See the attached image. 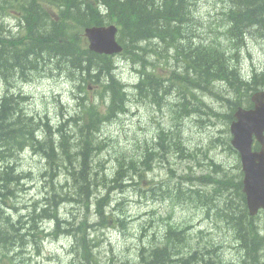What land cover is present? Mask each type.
Returning <instances> with one entry per match:
<instances>
[{
    "label": "trees",
    "instance_id": "obj_1",
    "mask_svg": "<svg viewBox=\"0 0 264 264\" xmlns=\"http://www.w3.org/2000/svg\"><path fill=\"white\" fill-rule=\"evenodd\" d=\"M199 1L0 0V77L6 82L15 77L29 81L36 75L61 74L79 81L78 88L82 91L83 86L85 94L89 86L94 89L98 87L95 91L101 101L97 103L87 94L80 99L76 113L54 127L49 124L46 115L36 117L27 114L21 108L19 98L9 95L2 98L0 162L4 166L0 164V194L6 197L13 194L14 184L20 180V176L10 163L17 151L28 147L46 160L47 171L44 175L51 178L52 197L49 202L53 206L46 204L42 207L47 211L43 224L53 215L58 217L56 212L66 207L67 201L83 204L87 210L91 203L95 204L102 223L107 224L104 212L111 201L110 195L114 197L115 190L124 192L131 184L128 180L133 181V185L143 184L146 172L153 169L152 163L160 154L164 156L166 151H171L174 155L180 154L194 160L196 150L194 154L184 150L180 128H176L179 121L197 111L195 108L182 111L176 109L175 105L169 106V99L174 97L172 92H178L180 88L185 99L190 93L194 104L205 106L195 95L202 85L211 92L217 85L228 87L226 92L229 94L231 87L235 92L241 90V86L248 85L246 82L249 79L233 66L231 48L247 45L245 40L252 34L257 35L256 40L264 42V0H214L216 14L225 22L230 21L223 26L226 34L223 41L230 45H225L217 37L205 40L206 44L197 43L189 35L186 39L185 30L191 35L194 21L196 24L200 22L196 10ZM11 14L19 20V33H4L6 27L2 18ZM111 23L119 27L118 40L124 47L120 56L131 62L141 76L138 83L133 85L140 92L139 98L150 104H158L160 109L169 106L173 120L169 140L165 141L164 134L157 146H146L141 159L136 153L127 155V151L122 149L120 156L112 160L113 169L107 167L99 157L109 150V144H113L110 139L107 141L103 138V128L128 111V103L133 95L128 92L123 79L118 77L114 57L91 52L83 33L84 28ZM212 30L210 28L209 33ZM153 42L170 47V54L158 50L150 55V60L146 53L154 52ZM158 55L170 56V60L176 62L170 68L169 65L163 66V71L168 68V77L157 73L154 67H162L155 61ZM139 63L147 67L150 63V67L142 72ZM263 79L264 74L254 76V86L257 87L258 81ZM62 172L66 173V184L57 190L54 176ZM137 179L138 182L135 181ZM215 181L211 175L204 177L190 171L178 175L173 182L158 185L148 182L152 196L159 193L174 203L186 202L192 208L206 209L213 206L214 197L218 195ZM221 189L226 190L224 185ZM226 209L221 214L225 216L235 241L244 253L241 260L229 264H264V237L256 234L253 237L251 231L244 227L245 219H240L238 209L233 211L229 206ZM112 220L123 224L121 219ZM87 227L84 220L75 229L82 234L77 245L80 246L78 252L87 264H94L98 260L91 251V241L86 238ZM187 236L185 229L169 224L167 232L160 236L157 247L142 249L141 264H228L217 255H210L209 261L204 263L199 249L194 254H181L182 248L187 246ZM203 250L208 251L209 248L206 246Z\"/></svg>",
    "mask_w": 264,
    "mask_h": 264
},
{
    "label": "rangeland",
    "instance_id": "obj_2",
    "mask_svg": "<svg viewBox=\"0 0 264 264\" xmlns=\"http://www.w3.org/2000/svg\"><path fill=\"white\" fill-rule=\"evenodd\" d=\"M197 17H200L199 24H196L192 27L191 30V38H193L197 43H205L206 41L201 34V31L206 29L207 27L213 28L216 32L219 29H223V26L227 24L221 16L216 14V8L214 5V0H201L199 7L196 8ZM209 36H214L213 34ZM257 35H250L247 39V47L239 54L236 52L233 57V62L238 64L239 67H243L244 74H249L254 66L260 69H264V42L256 40ZM236 46H233L231 49L234 51ZM152 49L154 52L146 53L148 58L151 60L150 55L155 54V51L162 50L170 54V47L167 45L160 46L159 42H153ZM233 53V52H232ZM231 53V55H232ZM140 58V57H138ZM156 63H160L161 66H165L168 64H173L170 62V56H155ZM115 61L118 66V75L123 81L127 84L129 92H134L132 89V84L137 83L139 75L138 71H136L131 62L125 60L121 56H115ZM142 63H139V66ZM147 66H142L141 71L144 72L150 67V63ZM176 65V64H173ZM137 69V68H136ZM164 76H169L168 73H162ZM141 79V76H140ZM74 83H68V81L64 78H43L37 80L31 84H18L16 87L17 92H22L27 96H30L29 101L26 102L25 108L28 112L35 115H44L48 112L49 117L52 119L53 123L58 122L61 114L60 104L65 108L63 110L64 113L68 110V112H74L76 110L75 105L76 102L73 100V90ZM1 89V88H0ZM227 89V88H225ZM223 90H213L212 92L206 90L204 85L199 87L196 95L199 100H206L209 105L217 106V103L222 104L225 103ZM179 92V94H178ZM174 90L172 95H177L180 101H168L169 106L175 105L178 110H192L193 108H199L198 105L192 102L193 97H191L190 93H187V99H185L183 90ZM58 96V97H56ZM175 96L174 98H177ZM223 96V97H222ZM230 94H225V97H229ZM59 99L60 102L57 103ZM90 97L92 99L97 98L95 93H91ZM168 97H171L169 95ZM167 106V105H166ZM168 106V107H169ZM165 107V106H163ZM214 108V107H213ZM130 111L127 114L121 115L117 118L116 121L108 123L104 126V138L110 139L111 143L109 144V150H105L101 155V161L105 162L104 164L112 168L115 161V158L120 156L122 149L127 151H134L136 148V144L134 143V139L139 137H146L151 139L154 133L156 132V123L161 121L165 124L169 125V118L158 117L155 112L156 109L151 108L148 105H141L139 108L135 103H132L129 107ZM204 111L209 112L207 109ZM194 121V120H193ZM211 121L208 115L204 112H201V116H196L195 121L192 122L187 120L186 123L183 124L182 128L185 133V137L187 141L191 142L192 145L196 143L206 144L214 135L216 130L210 126V128L205 127L207 122ZM160 124V123H159ZM219 135V134H218ZM114 141V142H113ZM207 150V149H206ZM205 150V152H206ZM204 152V153H205ZM214 153L208 152V158H210ZM173 160V159H171ZM23 166L20 168L24 172H31L33 178V183L28 190H24L19 192L20 196L17 199V205L21 201L23 204L27 205L28 203L33 205L35 201H40V197L43 196V184L44 180L41 177V173L44 169V165L46 164L45 160L39 156L31 152H26L22 156ZM172 163V167L181 171L182 167L187 169L186 164H183L182 167L179 166V163ZM232 163V160L230 161ZM169 164L167 161L160 163L155 170L149 174V180H153L155 182H160L168 178ZM181 168V169H180ZM36 177V178H35ZM32 180V178H30ZM30 185V184H29ZM28 185V186H29ZM27 186V185H26ZM148 184L145 183L144 186L139 188H134L133 186L128 190V192L124 195L115 191L113 195L118 203H121V206L117 208L114 212L118 214L120 211L126 212L127 218V229L124 230L120 226L113 227V223L109 224L108 227L104 230V236L102 235L99 240V252L105 260V257H108V262L112 264H121L122 260H125L127 257V253L132 252V248L135 247L137 250L140 247L139 242V234L141 233L142 224L143 225H151V229H163L165 227L164 223L161 221L160 215H166L167 213L171 214L173 217L172 222L177 223L180 220H187L195 225V228L198 229L202 227L208 234L213 237L212 233L215 235L216 233L213 231V225L211 222H205L203 220L202 211H191L182 206H173L169 201L159 200L158 198H152L151 192H149L146 188ZM142 190L145 194L140 192ZM22 208V206L18 207ZM77 209H74L72 206L67 205L62 208V213L66 212L74 213L75 216L79 217V213L76 212ZM154 219L150 216H154ZM163 215V217H164ZM82 217L83 214H80ZM117 216V215H115ZM113 217V215H112ZM166 217V216H165ZM92 222L97 221V219L91 218ZM164 220V219H163ZM166 220V219H165ZM185 222V221H182ZM176 227V226H175ZM150 229V228H148ZM168 228L163 229V233L167 232ZM222 232V230H220ZM195 233V232H194ZM218 236H220L219 232ZM96 234H94L95 236ZM202 236L205 237L203 234ZM229 241V240H228ZM65 242L62 240L61 244ZM60 244V245H61ZM228 245V244H226ZM59 244L55 246H48L45 250V253H51L54 251L55 253H59V250L56 251L55 248L58 247ZM113 251V253L111 252ZM66 251H64L65 253ZM62 252L60 251V254ZM54 261L57 262V254L53 255ZM60 263L57 264H67V255H60ZM225 257L227 259L235 258V253L233 250H226Z\"/></svg>",
    "mask_w": 264,
    "mask_h": 264
},
{
    "label": "water",
    "instance_id": "obj_3",
    "mask_svg": "<svg viewBox=\"0 0 264 264\" xmlns=\"http://www.w3.org/2000/svg\"><path fill=\"white\" fill-rule=\"evenodd\" d=\"M88 33L87 36L90 40V48L93 51L98 53H114L121 51L120 45L116 42L115 36L117 29L114 26L111 27H101V28H92L87 29ZM244 118L241 117V121L238 124V127L241 129L242 124L244 122ZM264 129V125L261 127V130ZM262 132V131H261ZM234 144L242 151L244 154L247 151H250V147L248 149H244V142H240V147L234 142Z\"/></svg>",
    "mask_w": 264,
    "mask_h": 264
},
{
    "label": "bare ground",
    "instance_id": "obj_4",
    "mask_svg": "<svg viewBox=\"0 0 264 264\" xmlns=\"http://www.w3.org/2000/svg\"><path fill=\"white\" fill-rule=\"evenodd\" d=\"M229 22H230V21L228 20V21H227V24H228ZM194 23H195V21H194ZM91 27H93V26H91ZM87 29L90 30L91 28H90V27L84 28V30H83V31H84L83 33H84V34H87V33H88V30H87ZM186 31H187V30H185V35H186L185 38L187 39V36H188V35L191 36V35L188 34V33H189L188 31H187V33H186ZM159 43H160V42H159ZM163 45H164V44H163ZM160 46H161V45H160ZM246 47H247V45H244V44H243V45L241 44L240 46H236L235 49H234V51H233V53H232V58H233V57H236V56H235L236 52H239V54H240V53L242 52L243 48L245 49ZM123 50H124V47H123ZM170 62H172V60H170ZM172 63H173V64H176L175 61L172 62ZM231 65H232V64H231ZM233 66L236 67L237 69H239V70L241 71L242 75H243L245 78H247L246 74H244L243 67H239L238 64H236L235 62H234V65H233ZM139 67H140L139 70L141 71V67H142V66L140 65ZM139 77H140V76H139ZM230 78H231V77H230ZM138 79H139V78H138ZM138 81H139V80H138ZM138 81H137V83H138ZM123 82H124V81H123ZM124 83H125V82H124ZM125 84H126V83H125ZM135 84H136V83L132 84L131 87H132V89H134L135 91H138V90H136V88H133V85H135ZM126 85H127V84H126ZM218 89H219V90H223V89H225V87H224V86H221V85H217L216 89L214 88V90H218ZM227 89H228V87H227ZM178 90H180V88H178ZM172 91H173V89L171 88V91H170V92H172ZM128 92H129V90H128ZM225 92H226V89H225ZM224 94H227V92L224 93ZM228 94H229V93H228ZM175 96H177V95H174V97H175ZM224 96H225V95H224ZM230 96L233 97L232 94H230ZM174 97H173V99H169V100H171V101L173 100V101H175V102H176V101H179V97H178V96H177V98H174ZM222 97H223V96H222ZM180 100H181V99H180ZM173 101H172V102H173ZM225 101H226V99H225ZM157 144H158V143H155V142H152V143H151V145H152L153 147H154V146H157ZM53 221H54V219L50 217V219L46 220V222H45L43 225H44L45 227H48V225H49V224H52ZM40 223H41V220H39V222L37 223V225L40 224Z\"/></svg>",
    "mask_w": 264,
    "mask_h": 264
},
{
    "label": "flooded vegetation",
    "instance_id": "obj_5",
    "mask_svg": "<svg viewBox=\"0 0 264 264\" xmlns=\"http://www.w3.org/2000/svg\"><path fill=\"white\" fill-rule=\"evenodd\" d=\"M254 149L256 151H259L261 149V146L259 147L258 144L256 142H254Z\"/></svg>",
    "mask_w": 264,
    "mask_h": 264
}]
</instances>
